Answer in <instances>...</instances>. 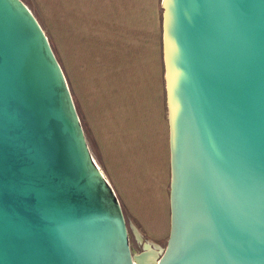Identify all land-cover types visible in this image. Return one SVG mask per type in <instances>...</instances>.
Masks as SVG:
<instances>
[{
  "label": "water",
  "instance_id": "1",
  "mask_svg": "<svg viewBox=\"0 0 264 264\" xmlns=\"http://www.w3.org/2000/svg\"><path fill=\"white\" fill-rule=\"evenodd\" d=\"M162 48L171 227L150 264H264V0H162ZM147 249L132 252L41 23L0 0V264Z\"/></svg>",
  "mask_w": 264,
  "mask_h": 264
},
{
  "label": "rangeland",
  "instance_id": "2",
  "mask_svg": "<svg viewBox=\"0 0 264 264\" xmlns=\"http://www.w3.org/2000/svg\"><path fill=\"white\" fill-rule=\"evenodd\" d=\"M23 1L63 67L93 156L121 202L133 254L146 243L164 249L168 233L153 237V217L142 216L159 210L160 227L170 216L162 0Z\"/></svg>",
  "mask_w": 264,
  "mask_h": 264
},
{
  "label": "crops",
  "instance_id": "3",
  "mask_svg": "<svg viewBox=\"0 0 264 264\" xmlns=\"http://www.w3.org/2000/svg\"><path fill=\"white\" fill-rule=\"evenodd\" d=\"M167 119H168V115H167ZM167 123H168V120H167ZM168 130H169V123H168ZM169 133H170V130H169ZM169 133H168L169 156H168L167 165L169 166L170 180H171V169H170L171 152H170V144H169ZM169 209H170V193H169ZM144 213L145 214H143L142 216L145 217V218H148L147 215H150V217H153V219H149V222L151 223L150 224L151 225V229L153 231L152 232L153 237L161 236L163 234L165 236L167 233H168V237H169L170 227H171V211H170L169 221H168V219L164 220L163 221V223H164L163 227L162 226L160 227L161 223L159 224L158 223L159 219H157V218L161 217V215H159V213H161L159 210H156V211L151 210L150 211V210L145 209ZM166 216H167V212L163 211V218L166 217ZM157 233H158V235H157Z\"/></svg>",
  "mask_w": 264,
  "mask_h": 264
},
{
  "label": "bare ground",
  "instance_id": "4",
  "mask_svg": "<svg viewBox=\"0 0 264 264\" xmlns=\"http://www.w3.org/2000/svg\"><path fill=\"white\" fill-rule=\"evenodd\" d=\"M95 161H96V159H95ZM97 162V161H96ZM97 164H98V162H97ZM98 166L100 167V165L98 164ZM100 169H101V167H100ZM102 170V169H101ZM102 172H103V170H102ZM104 173V172H103ZM104 175H105V173H104ZM106 176V175H105ZM108 179V178H107ZM147 244V251H146V253L142 256V260H143V262L145 263V264H150L151 262H152V260L154 259V257L156 256V254H157V250H159L158 248H159V246L158 245H154V246H156V250L153 248V246H150L151 244H149V243H146Z\"/></svg>",
  "mask_w": 264,
  "mask_h": 264
}]
</instances>
